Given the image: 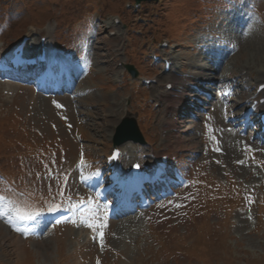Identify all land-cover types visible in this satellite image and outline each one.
<instances>
[{
	"label": "rangeland",
	"instance_id": "374dc122",
	"mask_svg": "<svg viewBox=\"0 0 264 264\" xmlns=\"http://www.w3.org/2000/svg\"><path fill=\"white\" fill-rule=\"evenodd\" d=\"M141 9L133 10V0H0V17L10 15V22L0 21L1 57L23 36L30 35V49L45 38L53 51L60 47L67 55L54 75L64 71V83L75 84L70 95L44 96L33 92L29 82L0 75V173L12 177L15 169L19 177L17 186L12 184L14 195L0 182V208L47 210L89 195L79 157L87 152L97 164L93 169H99L126 116L137 121L151 156L168 153L187 176L171 198L118 220H75L39 235L35 228L9 227L2 214L0 264H93L104 248L98 244L101 229L107 230L104 264H264V147L224 125V105L209 113L195 110V117L180 120L187 112L183 108L194 103L195 83L213 88V77L226 69L238 75L242 66L252 80L264 75V0H162ZM91 11L102 20L97 26L95 14L88 20L92 28L99 26L96 33L85 28L84 14ZM255 11L261 18L246 21ZM113 16L121 24L114 29L117 37L106 39L104 27ZM162 41L169 43L165 51ZM153 51L178 58L175 81L170 72L143 59ZM87 54L90 70L78 75L74 62ZM118 63L133 65L140 72L138 83L141 78L157 83L137 85ZM166 82L176 89L164 90ZM237 92L227 108L240 114L250 91ZM23 142L42 146L46 153L20 158L16 151H25ZM132 147H123L125 156L134 153ZM250 190L260 196L257 222L249 221L243 204ZM187 191L196 199L192 204L183 199ZM15 237L21 243L16 245Z\"/></svg>",
	"mask_w": 264,
	"mask_h": 264
},
{
	"label": "bare ground",
	"instance_id": "6f19581e",
	"mask_svg": "<svg viewBox=\"0 0 264 264\" xmlns=\"http://www.w3.org/2000/svg\"><path fill=\"white\" fill-rule=\"evenodd\" d=\"M109 25V24H108ZM106 28L108 29V31H112V28H111V26H106ZM178 60V58L177 57H174V58H171L170 59V61L174 64V70H173V68H172V74H171V77H172V79H177L178 78V72H177V69H178V67L176 66L177 64L176 63H174L175 61H177ZM240 70H242V71H244V70H249V69H247L246 67H244V66H242L241 68H240ZM196 76V75H195ZM199 78H201V77H199ZM209 78V77H208ZM202 79V78H201ZM262 79V82H260V80ZM214 80V79H213ZM224 77H220V78H218L216 81H213V82H211V85L213 86V88H216L217 86H218V84H221V83H223L224 82ZM238 80L239 81H241V82H243V84L245 85V87H248L249 86V82H248V76H246V75H243V76H240V77H238ZM195 81V80H194ZM239 81H237V80H235L234 81V87L235 88H238L239 87V84H240V82ZM254 81L257 83V85H259V84H261V83H263L264 82V77L263 76H259V77H257L256 79H254ZM198 82H199V80H198ZM203 82V81H202ZM209 82V81H208ZM202 85V84H201ZM192 86V85H191ZM203 87H205V86H203L202 85V88ZM199 88V86L197 85H195L194 87H193V89H192V91L191 92H193V94L194 93H198L199 92V90H197ZM233 93L234 94H236V91L235 90H233ZM191 95L190 96V99H191V102H194L195 103V98H197L196 97V95ZM168 97V94L166 95V98ZM167 101H171V98H167L166 99ZM202 104H204L202 101H200ZM198 104L196 103V105H195V107L196 108H198ZM208 110V109H207ZM238 111H240L239 109H237ZM238 111H236V109H235V112L233 113V116H237L238 114ZM231 117V116H230ZM243 117H244V114H243ZM187 118H190V115H187V116H185V117H183L182 119H180L181 120V123H182V120L184 121L185 119L186 120H188ZM186 123V122H185ZM189 123V122H188ZM114 124H116V121H115V123ZM110 132V131H109ZM109 136H110V133L108 134ZM184 135V134H183ZM14 242L16 243V245L17 244H19V243H21L20 242V240L18 239V238H14ZM20 250V249H19ZM19 254H21V251H19L18 252ZM18 254V256H20ZM122 264H128V262H122Z\"/></svg>",
	"mask_w": 264,
	"mask_h": 264
},
{
	"label": "water",
	"instance_id": "95a60500",
	"mask_svg": "<svg viewBox=\"0 0 264 264\" xmlns=\"http://www.w3.org/2000/svg\"><path fill=\"white\" fill-rule=\"evenodd\" d=\"M135 1L139 2L141 0H135ZM129 68H130L129 70L131 71V73L133 75H136V72L131 67ZM129 139L142 142V137L139 134L137 128L135 127L133 121L129 122L127 120H124L121 126L119 127L118 132L114 138L115 144H118L120 141H125Z\"/></svg>",
	"mask_w": 264,
	"mask_h": 264
},
{
	"label": "snow or ice",
	"instance_id": "6c2138e0",
	"mask_svg": "<svg viewBox=\"0 0 264 264\" xmlns=\"http://www.w3.org/2000/svg\"><path fill=\"white\" fill-rule=\"evenodd\" d=\"M56 103V102H54ZM58 107H61V105H58ZM136 167H139V165H137ZM2 199V198H0ZM58 211V208L56 207H49L47 209V212H56ZM16 215L18 217V219L23 220V221H36L38 218H41L45 215L44 211H41L39 209L36 210H25V211H21L19 208L16 209ZM89 227H91V225H89ZM99 230V229H98ZM101 237L103 236V233L100 234Z\"/></svg>",
	"mask_w": 264,
	"mask_h": 264
}]
</instances>
